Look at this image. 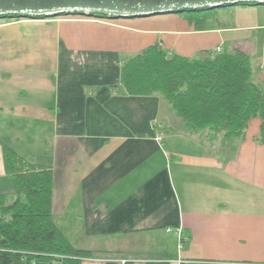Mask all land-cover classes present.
<instances>
[{"label": "crops", "instance_id": "obj_1", "mask_svg": "<svg viewBox=\"0 0 264 264\" xmlns=\"http://www.w3.org/2000/svg\"><path fill=\"white\" fill-rule=\"evenodd\" d=\"M258 18L264 6L216 10L203 31L181 14L0 21V204L17 197L8 147L52 169L53 220L77 250L264 264L261 121L244 138L190 131L161 93L131 96L120 82L126 62L154 46L200 59L245 44L264 87Z\"/></svg>", "mask_w": 264, "mask_h": 264}, {"label": "trees", "instance_id": "obj_2", "mask_svg": "<svg viewBox=\"0 0 264 264\" xmlns=\"http://www.w3.org/2000/svg\"><path fill=\"white\" fill-rule=\"evenodd\" d=\"M215 11L181 15L203 31ZM120 82L131 96L161 93L190 131L208 129L226 138H244L251 120L259 119V140L264 143V87L254 81L251 58L243 46L203 54L200 59L169 55L154 46L126 62ZM3 157L6 173L15 180L17 197L11 204H0V264H85L87 258L113 259L77 250L55 224L51 168L35 167L8 147Z\"/></svg>", "mask_w": 264, "mask_h": 264}, {"label": "water", "instance_id": "obj_3", "mask_svg": "<svg viewBox=\"0 0 264 264\" xmlns=\"http://www.w3.org/2000/svg\"><path fill=\"white\" fill-rule=\"evenodd\" d=\"M243 4L264 6V0H0V19L18 16L44 20L80 16L128 20Z\"/></svg>", "mask_w": 264, "mask_h": 264}, {"label": "rangeland", "instance_id": "obj_4", "mask_svg": "<svg viewBox=\"0 0 264 264\" xmlns=\"http://www.w3.org/2000/svg\"><path fill=\"white\" fill-rule=\"evenodd\" d=\"M67 18H73V16H71V17H58V18H53V19H67ZM77 18H79V19H95V18H86V17H77ZM228 19L229 20H227V21H229L230 23L231 22L232 23H236V20L234 18L229 17ZM13 20H18V19H0V21H2V22L3 21H13ZM19 20H21V19H19ZM23 20H38V19H23ZM49 20H51V19H49ZM256 21H258L259 23H262V22H264V18H258ZM263 34H264V32L259 33V36H261ZM242 45H244V48L246 49L247 53L250 55V58H251L252 55H253L252 51H251V47H248V45H245V44H242ZM214 53H216V50L214 51ZM253 70H254V67H253ZM107 255L108 254H106V256ZM103 257H105V256H103ZM109 257H112V258H115V259H118V260L123 259V257L125 258V256H122V254H120V253H117V254H114V255H109ZM127 261H133V260L129 258ZM92 264H103V263H92Z\"/></svg>", "mask_w": 264, "mask_h": 264}, {"label": "built area", "instance_id": "obj_5", "mask_svg": "<svg viewBox=\"0 0 264 264\" xmlns=\"http://www.w3.org/2000/svg\"><path fill=\"white\" fill-rule=\"evenodd\" d=\"M83 262L85 264H92V263H103V264H106V263H109V262H115L117 264H126L128 262L138 263L136 261H127L126 259H120V260H118V259H115V258H113V259H111V258L110 259L109 258H103V259H97V260L96 259H89V258H87V259H83Z\"/></svg>", "mask_w": 264, "mask_h": 264}]
</instances>
